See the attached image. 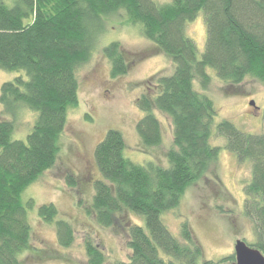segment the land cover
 Masks as SVG:
<instances>
[{"label":"trees","instance_id":"obj_1","mask_svg":"<svg viewBox=\"0 0 264 264\" xmlns=\"http://www.w3.org/2000/svg\"><path fill=\"white\" fill-rule=\"evenodd\" d=\"M199 12L206 31L201 54L186 32ZM113 16L137 26L173 65L169 75L153 77V95L144 94L136 103L144 112L136 123L144 147L162 142L154 111L170 119L165 162H132L115 129H108L94 148L101 176L93 182L85 210L102 227L124 228L130 254L115 264H210L188 223L182 222L175 236L161 215L176 208L186 188L215 162L221 149L212 141L215 136L225 139V148L239 161H251L243 207L255 219V241L249 244L264 255V134L246 132L229 119L215 123V104L194 85L207 87V68L235 93L248 77L264 84V0H12L0 1V69L24 74L0 86V264H23L20 256L33 248L26 211L33 201L22 204L21 194L54 167L68 111L79 102L76 71L89 61ZM101 51L111 76L126 72L116 41ZM24 109L34 113V120L25 140L14 139ZM66 182L76 186L69 177ZM37 214L55 226L61 245L72 244L74 228L65 219L55 220L54 204L40 205ZM127 215L142 218L143 225ZM84 241L87 264H103L104 253L89 238ZM231 261L228 255L219 263Z\"/></svg>","mask_w":264,"mask_h":264},{"label":"rangeland","instance_id":"obj_2","mask_svg":"<svg viewBox=\"0 0 264 264\" xmlns=\"http://www.w3.org/2000/svg\"><path fill=\"white\" fill-rule=\"evenodd\" d=\"M0 1L6 4L12 2ZM186 32L201 54L206 41L203 13L199 12L187 22ZM113 41L123 50L128 64L126 72L115 77L111 76L107 58L101 51ZM207 70L211 75L207 87L202 88L198 81L194 85L215 104L218 110L215 123L220 119H229L246 132L263 135L264 84L248 77L240 84V92L235 93L224 87V82L211 68ZM172 71V61L153 42L144 38L137 26L127 25L122 18H109L91 58L76 71L79 102L68 111L56 163L21 194L22 204L30 199L33 201V207L26 209L32 226L30 244L33 248L20 256L23 264H87L85 238H89L104 253L106 260L103 264L128 260L130 250L124 228L119 224L112 228L102 227L85 210L91 203L93 182L101 176L93 152L106 131L115 129L121 132L124 155L132 162H165L166 150L172 141L170 119L164 113L154 111L161 123L162 142L159 146L144 147L136 129V123L144 112L136 103L144 94L153 95L154 76L169 75ZM23 74V71L0 69V86ZM250 100L254 101V105L249 104ZM33 120L34 113L24 109L15 122L13 138L25 140ZM217 137L212 141L221 149L215 162L202 177L186 188L176 208L161 215L163 223L175 236L179 235L181 223L187 222L201 245L204 260L210 264H220L223 257L232 255L235 240H242L248 245L255 241V219L248 216L243 207V187L251 179V161H239L234 153L225 148V139ZM66 177L72 179L76 186H70ZM48 203L57 208L55 220L65 219L73 226L74 236L70 246L61 245L54 225L40 220L37 209ZM130 218L134 223L143 225L142 218L135 215Z\"/></svg>","mask_w":264,"mask_h":264},{"label":"water","instance_id":"obj_3","mask_svg":"<svg viewBox=\"0 0 264 264\" xmlns=\"http://www.w3.org/2000/svg\"><path fill=\"white\" fill-rule=\"evenodd\" d=\"M249 104L254 105V102L250 101ZM225 264H264V255L244 241L236 240L234 244V261Z\"/></svg>","mask_w":264,"mask_h":264},{"label":"flooded vegetation","instance_id":"obj_4","mask_svg":"<svg viewBox=\"0 0 264 264\" xmlns=\"http://www.w3.org/2000/svg\"><path fill=\"white\" fill-rule=\"evenodd\" d=\"M236 241V240H235ZM235 244V243H234ZM247 244V243H246ZM250 247H252L250 244H249ZM233 248H234V245H233ZM254 248V247H253ZM233 261H234V249H233ZM232 262V261H231Z\"/></svg>","mask_w":264,"mask_h":264}]
</instances>
